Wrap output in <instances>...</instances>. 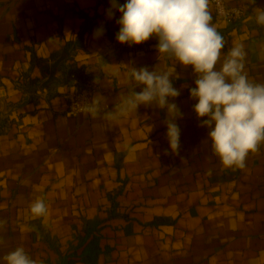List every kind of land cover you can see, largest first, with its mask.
Listing matches in <instances>:
<instances>
[{"label":"crops","instance_id":"obj_1","mask_svg":"<svg viewBox=\"0 0 264 264\" xmlns=\"http://www.w3.org/2000/svg\"><path fill=\"white\" fill-rule=\"evenodd\" d=\"M210 1L222 55L242 44L249 80L264 83V25L250 18L264 0H226L244 9L239 21L219 19ZM111 8V0H0V258L23 247L39 264H85V243L97 237L98 264H264V143L245 167H224L193 111V68L159 54L155 35L119 43ZM130 67L172 74L180 95L169 102L183 114L178 154L167 110L155 104L112 121L103 111L68 115V93L97 77L95 95L116 111L144 87ZM37 199L43 216L31 213Z\"/></svg>","mask_w":264,"mask_h":264},{"label":"clouds","instance_id":"obj_2","mask_svg":"<svg viewBox=\"0 0 264 264\" xmlns=\"http://www.w3.org/2000/svg\"><path fill=\"white\" fill-rule=\"evenodd\" d=\"M111 3L109 17L113 16V9L120 13L116 35L119 43L139 45L155 35L159 54L193 68L197 79L189 95L198 101L193 111L201 119L200 126L209 129L208 139L214 153L224 167H245L248 154L258 151L264 143V83L249 80L244 70L246 52L242 44L232 46L222 55L225 38L212 23L209 0H126L122 5L111 0ZM250 3L255 4V0ZM217 9L221 15L226 14L219 0ZM233 12L238 14L235 9ZM250 18L264 25V8H253ZM103 31V27L98 28L95 37L103 35ZM129 76L136 86L144 87L122 97L116 111H104L106 100L99 93L81 103L82 111L93 117L103 111L104 118L112 121L136 111L141 104H155L167 110L166 136L171 151L178 154L181 133L176 120L183 114L175 103L169 102V98L180 95L173 87L172 74L130 67ZM95 82L99 83V77ZM30 210L34 216H43L47 206L43 199H37ZM4 223L0 220V226ZM0 259L5 264H39L23 247Z\"/></svg>","mask_w":264,"mask_h":264},{"label":"built area","instance_id":"obj_3","mask_svg":"<svg viewBox=\"0 0 264 264\" xmlns=\"http://www.w3.org/2000/svg\"><path fill=\"white\" fill-rule=\"evenodd\" d=\"M211 6L213 7L216 16L219 19L227 21H239L244 15L245 11L241 7L230 6L226 0H219V3L223 6L225 15H221L217 9V0L210 1ZM236 10L238 14L234 13L233 10ZM97 83L93 80H88L84 84L77 87L75 90L70 91L67 95L68 100V115L76 117L79 115H89L82 111L81 103L85 101H90L97 91Z\"/></svg>","mask_w":264,"mask_h":264},{"label":"trees","instance_id":"obj_4","mask_svg":"<svg viewBox=\"0 0 264 264\" xmlns=\"http://www.w3.org/2000/svg\"><path fill=\"white\" fill-rule=\"evenodd\" d=\"M103 251L99 245V239L93 237L90 241L85 243L83 260L85 264H98ZM68 264H76L75 261L71 260Z\"/></svg>","mask_w":264,"mask_h":264}]
</instances>
